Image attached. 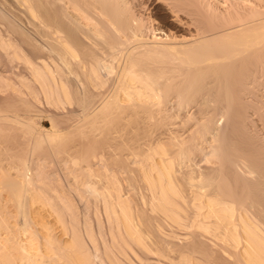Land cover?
Returning <instances> with one entry per match:
<instances>
[{"label": "bare ground", "instance_id": "bare-ground-1", "mask_svg": "<svg viewBox=\"0 0 264 264\" xmlns=\"http://www.w3.org/2000/svg\"><path fill=\"white\" fill-rule=\"evenodd\" d=\"M131 1L15 0L26 6L37 23L45 20L40 25L49 27V37L39 25L36 28L44 32L37 29L39 35L50 39V58L28 59L14 46L10 34L1 31L0 48L9 63L24 61L29 65L30 85L50 105L64 107L77 99L86 106L98 98L100 105L94 110L92 103L90 115L100 116L103 125L110 123L109 117L117 119L115 114L130 110L131 117L126 116L132 124L117 141L115 156L120 165L130 159L137 165L133 176L145 190L143 205H133L134 201L125 197L116 172L111 175L112 183L103 189L90 181L85 184L103 204V213L100 206L97 211L109 228L106 256L114 264H264V215L258 217L251 211L253 205H247L252 198L239 165L256 164L262 160L259 155L264 158V149L251 131L255 117L247 113L255 95L260 94L255 93L259 89L264 93V0H146L154 9L146 14ZM40 4L49 11L42 10ZM8 82L0 74V85L9 86ZM256 84L262 87L253 88ZM249 86L256 91L250 96L255 99L247 100ZM88 88L98 92L90 96ZM15 100L14 105L18 104ZM212 104L219 107L209 109ZM21 121L18 116L1 113L0 131L19 130L26 136L38 129L30 122L20 129L17 124ZM50 130L45 131L47 138L43 137L53 151L61 135ZM208 150L210 155L205 153ZM200 153L205 154L198 162ZM212 156L218 166L203 169L199 163L210 164ZM22 184L17 195L25 203L23 217L35 226L30 235L40 243L33 264L101 263V247L95 245L97 250L90 251L84 229H75L76 219L72 221L74 229L52 233L58 224L65 227L63 216L43 191L29 192V174ZM23 195H27L25 201ZM165 226L188 233H165ZM91 228L85 231L93 242ZM16 248L31 258L28 247Z\"/></svg>", "mask_w": 264, "mask_h": 264}, {"label": "rangeland", "instance_id": "rangeland-1", "mask_svg": "<svg viewBox=\"0 0 264 264\" xmlns=\"http://www.w3.org/2000/svg\"><path fill=\"white\" fill-rule=\"evenodd\" d=\"M139 1L142 3H140ZM135 2H137V5H135ZM145 2L146 0H138V1L134 0V2L132 3L136 6L137 9L139 7L141 9L142 7L143 9H146L144 8V6L147 7L146 9L147 11L145 10L143 11V9L138 10L140 11L141 14L150 13L149 11L152 10L154 12V9L151 8L152 7L150 5L151 3L149 1L147 3ZM40 5H42L41 6L42 10L44 11L47 10L45 7H43L44 6L43 4ZM45 6L47 7V5ZM43 15H46V13L44 12ZM45 19H48V17ZM37 20L38 19L36 18L32 19L30 12L26 8V6L16 4L15 0H0V31L4 32V34H10L12 43L14 44V46H16V48L21 49V52L25 57H28V59H31L32 61L38 62L42 58L49 60L50 39L47 38L49 36L46 35L49 33V27L44 25L45 27L43 29L40 25V23L41 22L44 23L45 20L40 21V23L39 22L37 23L36 22ZM37 25H39L45 33L43 31H40L41 28H36L38 27ZM37 29L39 30V32L44 33L45 34V35L43 34L44 36H47L45 37L46 39L42 37V34L39 35ZM41 48H43L44 50ZM38 49H40L44 53H42ZM0 74L3 75L9 81L8 82L9 86H6L4 84L0 85V114L6 113L20 117L23 120L21 121L22 123L17 124V127H19L20 129L24 128V124L25 123L27 124L28 122L32 123L33 125L35 124L36 126L35 125L34 126L38 128V129L35 128L36 130L34 131L32 130L33 132L32 134L26 136H23L19 130H12L10 132L9 131L5 132L4 131L5 129H2L3 132L2 130L0 131V163H2L3 165V167L0 166V263L1 264H33L32 261L34 259L35 261H37L38 258L37 254L40 243L36 238L34 239V237H31L32 235L31 233L35 230V226L32 223L26 221V219H24L23 217L24 211L22 204L25 203L20 201V197L17 195L19 194V191L22 192L21 190L23 189L22 182L25 181L26 175L29 174L32 179V184L28 186L29 192L41 194V192L43 191L42 195L45 197L47 196L48 198L51 197L50 199H52V204L54 205L55 209H57L60 212V214L63 216L65 227H63L61 224H58L57 229H54L52 233H56L57 231L58 233L62 232V229H74L75 227L74 225L76 223L75 229H81V230L84 229V231L83 230L82 231L85 237L87 238V241H89L90 244L89 246L92 247L90 248V251L92 250L91 252H95L97 250L93 248L95 245H96L95 247L97 248L101 247L98 248L100 249L98 252H100L99 255L101 257V263L100 262L97 263L114 264L111 261V259L107 258L106 256L107 250H106L105 242L106 240H108L106 229L109 228L106 222H104L105 219H103L104 216L102 215L103 212L101 211L103 208V204L101 200L98 201V199L93 197L87 191L85 184H87V182L90 181L89 183H97V187L99 189H103L106 183H107L106 186L112 183L109 181L114 180L112 176L116 172L117 176H119V180L120 181L122 180L121 184L123 186V194H125V197H130L131 200L134 201V202L132 201L133 205L136 204L139 207L143 205V203H141L142 200L141 197H142V193H144L145 190L141 188L143 187L141 184L138 185L137 183L139 181L138 178H137L138 181H135L136 177L134 178L133 176L137 174L135 173V171L137 170L135 169V167H137V165L132 163L133 159H130L128 161L125 160L126 165H122V164L120 165L117 161V156H115V153L117 152L116 150L117 148L116 144L118 143L117 141H120L122 138L125 137L126 135L125 132L129 130L132 124L131 123L132 119L129 118V116L131 115L130 110L129 111L126 110L124 115L121 112L120 114L123 115V116L121 115L122 117L120 115L118 116L117 114H115L113 117L117 119H111L112 117L111 118L109 117L108 119L110 123H108L107 125H103V121L99 120L100 116H95L94 114L90 115V113H92L100 105L99 101H97L98 98L92 102L94 106L93 108L94 110L92 109V103L89 105L87 104L86 106H84L85 105L84 103L80 105V102L77 101V99L70 101L68 104H65L64 107L63 106L60 107L57 105V107H60L57 109V107L55 106L56 104L54 105L53 103L50 105L45 100L46 98L43 94L41 93L35 94V87L33 88L29 83V81L32 78L31 77L32 72L29 65H27L24 61H15L13 64L9 63L7 59L4 57V52L1 50V48H0ZM20 78H24L23 82L20 80ZM257 84L256 86L252 85L253 88L256 87V89H259L262 87L260 86L258 88ZM251 87L249 86L248 88V92L250 94H249V99L247 98V100H250L252 98L255 99L254 95L252 98H250V96L253 94L254 91V90L252 91ZM250 89L252 92H250ZM262 90L263 89H261L260 91L259 89L258 91L260 92L254 91V93L256 92L255 94L257 95L258 93L261 94L263 92ZM87 91H89L88 94L90 96H93V94L98 92L95 91L93 93L91 88H88ZM78 92L79 94H81V90H79ZM260 94H259L260 97L255 95L256 99L253 101L254 103H252L251 105L248 104L251 108L249 106L247 107L248 108L247 113L249 114V117H253V118L255 117L253 122H255L257 126L255 124L253 125L254 128L257 130L253 129L251 131L252 133L254 132L253 133L254 135L255 134L257 135V136L255 135L254 140L256 142L258 141L257 144L260 142L258 146L260 145L259 147L264 149L263 147L264 145H262L264 144V108H262L264 107V98H262L264 97L262 96L264 95V93H262V95ZM15 99H18V104L16 105H14L13 103L14 101H16ZM191 105H189L188 108H190ZM214 105L215 104H212L208 108L212 109V107L214 108L216 106ZM83 106L84 108L86 107L85 110ZM86 111L87 113H85ZM127 113L129 114V116L128 115L126 116ZM92 116L93 118H91ZM217 117L218 119L220 118L219 115ZM110 120H112V122ZM178 121L181 122V119H179ZM90 122H92V124ZM223 122H224V118H221L220 123ZM54 123L57 125V128L55 129L52 128V124ZM118 123L120 124L118 125ZM192 124L193 123H191V125ZM95 125L97 126L96 128ZM98 128H100V130L102 129L101 131L103 133L100 130L95 131V129ZM50 129H52V132L54 130V134L61 135V140L59 142L60 144L57 145L59 148L58 147H57L58 149L54 148L55 150L53 151L52 149L50 150V148L48 147L47 144L48 140H45V138H47L46 137L47 133H45V131L47 132V130ZM59 131L60 133H57ZM120 133L123 134L121 135ZM83 134H87V135H83ZM119 134L120 136L118 137ZM43 136H45V138ZM112 136L114 138H112ZM208 137L212 138L211 135H209ZM210 138H208L209 141H211ZM213 140L214 138L212 139V141ZM44 142H47L46 143L47 146L46 144H44ZM62 143L63 145H61ZM42 146L44 148H42ZM54 152L56 153L54 154ZM208 152L209 150L205 153L208 155ZM204 154L200 153L199 154L200 156L197 158V160L201 159V157L203 158ZM103 155L105 156L103 157ZM258 157H257L258 160L259 159L264 160V158H260L262 156L259 155ZM212 158H214V160ZM212 160L215 161L216 160L215 157L212 156L210 158L211 161L210 164H208L205 161H202L199 164L200 165L203 164L202 166L203 169L206 170L213 169L217 167L219 163H217L218 160H216L215 162H212ZM261 161H258L256 164L255 163L252 164L249 161V163H247L248 166L246 164H242V165L239 164L242 168L241 169L239 166V168L241 169L239 170L241 171L242 178L244 179L243 182L246 181L244 185L245 187L248 188V191L250 193L249 196L250 198H252V199H248L247 205L248 206L253 205L252 206L253 208L250 207L251 211L258 213L257 215L258 217L259 214L260 217L261 215H264V162L262 163ZM203 162H205V164ZM250 164H252V166ZM205 165L208 167H206ZM258 165L261 167H259ZM73 173H75V176ZM90 174L92 175L90 176ZM5 177L8 180H6ZM105 178L107 180H105ZM6 181H8L9 183ZM247 182L248 183L250 182L249 183L250 185ZM127 191L129 194L125 193ZM23 196L21 197V199L25 201L27 195L26 196L23 195ZM252 200L254 201V204ZM257 203L259 204L257 205ZM66 204H68V207L65 206ZM97 206H100L98 207V209L102 213H100V211H97L98 210ZM69 208H71V210H69ZM258 208L260 209L258 210ZM47 209L50 210L49 208ZM46 210H44L43 212L45 215H48L49 213H46ZM150 217L152 216L150 215ZM50 218L52 219V217ZM74 219H76L75 220L76 222L73 221ZM72 221L75 223H73ZM100 226L102 227L99 228ZM8 228L10 229V231ZM21 228H23L24 230ZM90 228H91L90 234L95 235V237H93L94 235L92 236L94 239L93 242L95 243H93L92 240L90 241L89 237H87L88 233L87 231H85V229H90ZM102 228L105 231H103ZM155 228H158V225L155 226ZM156 230H157L156 232H158L159 229ZM162 230H164L163 232L165 233L171 232L169 234H172L174 233V231H176L177 233L179 232V234L182 236L188 233L185 230L172 229L171 227L169 228L168 226L163 227ZM151 234L158 235V233L155 232H152ZM190 240H192V238ZM190 240L187 242H191ZM29 242H32L33 244L32 247L29 245L31 244ZM98 242H100V245ZM19 245H23L26 248L28 247L27 250H29V252L31 251L30 252L31 258H25L22 254H19L16 248Z\"/></svg>", "mask_w": 264, "mask_h": 264}]
</instances>
